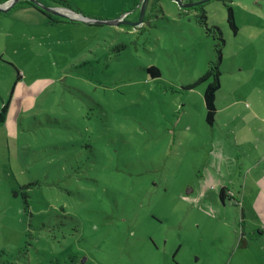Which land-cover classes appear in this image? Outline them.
<instances>
[{
	"label": "rangeland",
	"instance_id": "rangeland-1",
	"mask_svg": "<svg viewBox=\"0 0 264 264\" xmlns=\"http://www.w3.org/2000/svg\"><path fill=\"white\" fill-rule=\"evenodd\" d=\"M72 1L121 24L0 15V264H264V126L242 110L210 126L208 81L189 89L218 61L202 9L223 33L224 85L259 79L264 0H232L237 36L222 0H150L135 28L132 0ZM222 148L242 151L231 182L209 173L232 166Z\"/></svg>",
	"mask_w": 264,
	"mask_h": 264
},
{
	"label": "crops",
	"instance_id": "crops-1",
	"mask_svg": "<svg viewBox=\"0 0 264 264\" xmlns=\"http://www.w3.org/2000/svg\"><path fill=\"white\" fill-rule=\"evenodd\" d=\"M70 1H72V0H70ZM141 2H142V0L130 1L129 3H127V5H125L124 11L131 10V11H133V13H135L136 11L140 10ZM186 2H192V1L186 0ZM50 6H58V5L50 4ZM195 7H197V6H195ZM19 9H27V8H19ZM7 13H0V15L7 14ZM10 13H12V11ZM127 15L125 16V14H124V17L127 18ZM46 20H47V18H46ZM83 24H85V23H83ZM128 27L131 28V26H129V25H128ZM259 38L256 37L255 40L254 39L252 40V38L250 37L249 39L252 40V42H255ZM241 71L244 72V69H241ZM249 76L256 77L259 79H257L255 83L253 82L252 84H250L251 80H249V79L247 81L246 80H244L243 82L241 81L242 79H240V78L244 77L243 73H240L239 75L234 74L233 77H230V79L228 80V86H225L224 82H223L224 77L222 76L221 89L219 90V92L217 94L216 123H219L218 117L221 116L222 119L225 121V125H227V120H226V112L227 111L231 112L230 115L232 118L233 117L234 118L235 117L240 118L243 115L242 111H249L251 114V117L257 119L259 124L261 126H264V65H262V66L260 64L252 65V70H251ZM235 82H239V84H235ZM223 142H226V139H224ZM234 142H236V144H237L238 141L234 140ZM221 151L223 153L222 154V160H223L222 168H223V166H226L224 163L225 156L228 158V160L230 162H232V159H234L232 166H230V168L228 170H226L227 175H223L222 177H218V175L220 173H224L223 169H221V168H219V170H217L218 172H214V170L212 168H210L213 171H209V173L211 172L210 174H212V176H213V177H211V179H221L222 182H227V180H229L231 182V180L233 181V179L235 178L236 170L241 171L244 168L245 164H244V160L242 158L243 157L242 151L231 149V148L227 149V150H223V148H222ZM240 158H241V161L239 162ZM256 165H258V163H256ZM252 168H253V166L251 167V169ZM216 184L219 186V183H216ZM222 185H225V184H222ZM220 188H222V187H220ZM226 188H228V187H226ZM254 204H256V203H254Z\"/></svg>",
	"mask_w": 264,
	"mask_h": 264
},
{
	"label": "trees",
	"instance_id": "trees-1",
	"mask_svg": "<svg viewBox=\"0 0 264 264\" xmlns=\"http://www.w3.org/2000/svg\"><path fill=\"white\" fill-rule=\"evenodd\" d=\"M5 1L7 0H0V3H3ZM50 1H52L59 7L67 8L78 14L84 15V12H82L79 8L75 7L70 0H50ZM189 1H197V0H189ZM222 1L225 3V6L227 7V10H228V19H227L228 24L230 28L232 29L233 34L237 36L239 33V27L236 25V22H235L234 10H233V7L231 6L232 0H222ZM202 7H203V4L197 6L196 9H199ZM19 8H33L37 10L39 13H41L47 18L49 24H71V25H77V26L84 25L80 21H75V20L72 21L66 18L53 15L47 11H44L41 7L36 6L30 0H21L10 10V12L13 10L19 9ZM200 22L203 25L207 26V31H209L210 33H214L215 31L217 32V34L212 35V36L214 40H218V43L216 44V52L218 53V61L217 63L212 62L210 64V67L206 71V73L202 75L194 84L190 85L189 89L194 88L196 85L200 83L208 81V85L204 92V102H205V107H206V122L208 125L212 126L216 122V118H217V94L219 90L221 89V85H222V73L220 71L219 65L222 62L221 61L223 57L222 50H223V46L225 45V41L223 39L222 31L218 27H212V28L208 27L207 15L204 9H202V13L200 14ZM88 26L99 27V25H93V24H88ZM17 72H18V75H17L16 82L10 92L8 100L6 101V103H4L1 109V113H2L1 119H3V116L6 117L7 115H9L11 106L13 104V99L15 96L17 84L23 78L22 74L20 73L18 69H17ZM148 72L151 74L153 78H157L161 76V71L156 66H151L150 68H148ZM33 184L34 183H32L31 185ZM72 263L77 264V261L72 260Z\"/></svg>",
	"mask_w": 264,
	"mask_h": 264
},
{
	"label": "water",
	"instance_id": "water-1",
	"mask_svg": "<svg viewBox=\"0 0 264 264\" xmlns=\"http://www.w3.org/2000/svg\"><path fill=\"white\" fill-rule=\"evenodd\" d=\"M21 0H7L3 3H0V13H7L9 12L18 2ZM33 2L36 6L41 7L44 11H47L53 15L66 18L69 20H75L80 21L85 24H93V25H119L121 24L120 20H103V19H96L91 18L86 15L78 14L70 9L59 7V6H47L44 5L39 0H30ZM150 0H142L140 4V17L136 22H128V25L135 28L141 26L145 21V15H146V9L148 7ZM177 3H179L182 7H195L202 5L208 1L211 0H197L192 2H185L184 0H175ZM85 261V260H83Z\"/></svg>",
	"mask_w": 264,
	"mask_h": 264
},
{
	"label": "flooded vegetation",
	"instance_id": "flooded-vegetation-1",
	"mask_svg": "<svg viewBox=\"0 0 264 264\" xmlns=\"http://www.w3.org/2000/svg\"><path fill=\"white\" fill-rule=\"evenodd\" d=\"M228 191L229 189L226 187L220 188L218 195H219V199H221L222 202H225L226 199L228 198Z\"/></svg>",
	"mask_w": 264,
	"mask_h": 264
}]
</instances>
